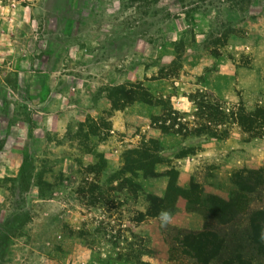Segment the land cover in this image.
Segmentation results:
<instances>
[{"label":"rangeland","instance_id":"obj_1","mask_svg":"<svg viewBox=\"0 0 264 264\" xmlns=\"http://www.w3.org/2000/svg\"><path fill=\"white\" fill-rule=\"evenodd\" d=\"M0 16V264H193L179 240L204 209L177 197L155 217L141 195L172 168L226 200L232 171L264 169V136L204 129L203 108L264 104V0H0ZM126 155L156 176L121 185Z\"/></svg>","mask_w":264,"mask_h":264},{"label":"trees","instance_id":"obj_2","mask_svg":"<svg viewBox=\"0 0 264 264\" xmlns=\"http://www.w3.org/2000/svg\"><path fill=\"white\" fill-rule=\"evenodd\" d=\"M257 104L251 114L245 113L238 104L229 108L226 113L219 106H205L203 107L206 108L204 129L209 128L210 124L216 126L230 119L241 130L254 137H262L264 136V104L261 101ZM139 154L137 152L132 156ZM121 172L128 173L129 177L122 178L119 183L129 188H134L132 178L137 176V172L141 173L142 178L156 176L145 165L137 164L135 159L127 155L124 157ZM159 175L166 180L163 192L160 195L148 193L141 195L146 211L152 216L161 217L165 213L174 212V202L177 197L190 200V196H193L191 202L204 209L203 228L198 232H185L179 240L182 253L187 255L193 264H250L251 260L264 262V208L248 209V197L256 194L257 190L264 186V169L241 168L232 171L227 178L226 200L214 195H203L193 183H189V192L186 193L185 189L177 186L176 172L172 168ZM242 216H245L246 228L242 232L235 231L233 226L236 224L233 223ZM224 229L232 230L231 237L228 236L227 231L224 232Z\"/></svg>","mask_w":264,"mask_h":264},{"label":"crops","instance_id":"obj_3","mask_svg":"<svg viewBox=\"0 0 264 264\" xmlns=\"http://www.w3.org/2000/svg\"><path fill=\"white\" fill-rule=\"evenodd\" d=\"M4 18H2L1 16H0V20H3ZM0 35H1V37L3 36V34H1V32H3V28H4V25H2L1 23H0ZM2 27V28H1ZM4 48H6V45H4V44H1V41H0V50H2V49H4Z\"/></svg>","mask_w":264,"mask_h":264},{"label":"clouds","instance_id":"obj_4","mask_svg":"<svg viewBox=\"0 0 264 264\" xmlns=\"http://www.w3.org/2000/svg\"><path fill=\"white\" fill-rule=\"evenodd\" d=\"M164 219L166 220L167 219V216L165 215Z\"/></svg>","mask_w":264,"mask_h":264}]
</instances>
